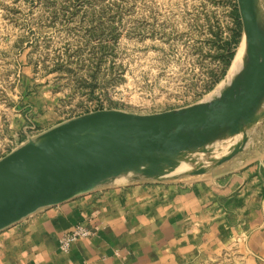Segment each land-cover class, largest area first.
Listing matches in <instances>:
<instances>
[{
    "label": "rangeland",
    "instance_id": "374dc122",
    "mask_svg": "<svg viewBox=\"0 0 264 264\" xmlns=\"http://www.w3.org/2000/svg\"><path fill=\"white\" fill-rule=\"evenodd\" d=\"M235 4L240 10V0H0V161L42 142L49 130L101 111L181 112L224 101L229 90L240 102L252 64L244 24L236 49L246 44L243 69L206 93L220 71L219 55L230 51ZM256 5L264 31V0ZM260 116L257 110L251 120L257 123L244 120L236 131L219 128L202 147L156 154L166 161L157 178L215 167L246 134L261 131ZM179 165L189 172L173 178ZM231 256L219 264H231Z\"/></svg>",
    "mask_w": 264,
    "mask_h": 264
},
{
    "label": "crops",
    "instance_id": "0c3cea01",
    "mask_svg": "<svg viewBox=\"0 0 264 264\" xmlns=\"http://www.w3.org/2000/svg\"><path fill=\"white\" fill-rule=\"evenodd\" d=\"M263 105L248 119L259 110L261 131L231 161L183 179L179 165L168 181L127 170L1 231L0 264H264ZM79 226L91 236L63 251Z\"/></svg>",
    "mask_w": 264,
    "mask_h": 264
},
{
    "label": "water",
    "instance_id": "95a60500",
    "mask_svg": "<svg viewBox=\"0 0 264 264\" xmlns=\"http://www.w3.org/2000/svg\"><path fill=\"white\" fill-rule=\"evenodd\" d=\"M256 3L240 0L252 62L247 90L240 102L233 103L235 91L229 90L224 93V101L181 112L138 116L101 111L54 128L42 142H31L0 161V232L41 209L80 198L143 163L154 165L144 173L155 176L166 162L155 157L158 153L175 155L202 147L225 125L236 131L264 97V31ZM247 143L245 135L243 142L216 166L237 157ZM205 173L206 169H199L191 175Z\"/></svg>",
    "mask_w": 264,
    "mask_h": 264
},
{
    "label": "trees",
    "instance_id": "16d2710c",
    "mask_svg": "<svg viewBox=\"0 0 264 264\" xmlns=\"http://www.w3.org/2000/svg\"><path fill=\"white\" fill-rule=\"evenodd\" d=\"M232 18H233V29H232L231 43L229 44L230 51H228L227 55L224 53L219 55L218 58H219L220 71L212 73V81L210 83L211 85H209V87L207 88L206 93L213 91L216 88V86L219 85L225 79L236 57V49L239 47L241 43V38L243 33V23L241 20V14L238 4L234 5Z\"/></svg>",
    "mask_w": 264,
    "mask_h": 264
},
{
    "label": "built area",
    "instance_id": "2783aa9c",
    "mask_svg": "<svg viewBox=\"0 0 264 264\" xmlns=\"http://www.w3.org/2000/svg\"><path fill=\"white\" fill-rule=\"evenodd\" d=\"M91 236V232L81 226L77 227L73 232L67 234L61 241V248L65 252H69L71 247L81 239Z\"/></svg>",
    "mask_w": 264,
    "mask_h": 264
},
{
    "label": "bare ground",
    "instance_id": "6f19581e",
    "mask_svg": "<svg viewBox=\"0 0 264 264\" xmlns=\"http://www.w3.org/2000/svg\"><path fill=\"white\" fill-rule=\"evenodd\" d=\"M247 45H248V41H247ZM246 54H247V47H246V44H244L241 48H240V50H239V52H238V56H237V58H236V61H235V63H234V67H232L233 68V70H232V72H231V75H230V77H229V79H228V82H231V80L238 74V73H240L241 72V70L243 69V67H244V63H245V60H246ZM226 79V80H227ZM227 82V83H228ZM217 96V95H216ZM182 167V166H181ZM181 167L179 168V169H181ZM187 168V170H188V167H186ZM178 170V169H177ZM182 170V169H181Z\"/></svg>",
    "mask_w": 264,
    "mask_h": 264
}]
</instances>
